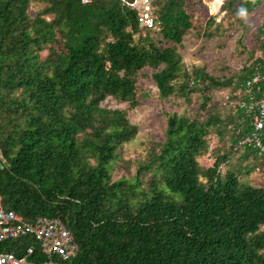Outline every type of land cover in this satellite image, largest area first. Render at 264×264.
Instances as JSON below:
<instances>
[{"label":"trees","instance_id":"obj_1","mask_svg":"<svg viewBox=\"0 0 264 264\" xmlns=\"http://www.w3.org/2000/svg\"><path fill=\"white\" fill-rule=\"evenodd\" d=\"M150 4L156 30L116 0H0V204L26 222L66 225L77 253L59 264H264V187L221 175L225 155L198 163L230 127L231 154L264 165L238 147L251 128L237 104L245 81L264 70V0H222L214 14L201 0ZM255 10L258 56L246 67L220 77L184 62L188 43L216 42L218 51L222 21L240 25ZM148 85L185 110L162 112V141L132 177L113 180L137 128L126 110L102 103L135 109ZM222 90L232 110L223 118L214 98ZM0 252L45 260L29 236L0 241Z\"/></svg>","mask_w":264,"mask_h":264},{"label":"rangeland","instance_id":"obj_2","mask_svg":"<svg viewBox=\"0 0 264 264\" xmlns=\"http://www.w3.org/2000/svg\"><path fill=\"white\" fill-rule=\"evenodd\" d=\"M208 8V13L214 14L217 11L215 0H201ZM219 2V0H217ZM32 15V12H30ZM220 17V16H219ZM45 18L51 19L47 15ZM259 11H252L246 15L242 24L233 23L232 18L222 21V28L226 30L228 36L224 37L221 45L223 47L216 50V42H210L205 48L200 46L199 42L188 43L184 57V62L194 64L195 66H204L207 71H214L215 76L226 77L232 72L238 71L242 66L246 67L249 62L258 56L255 52L254 42L251 35L255 32L259 23ZM245 27V28H243ZM245 49V50H244ZM252 55V56H251ZM45 56V52L41 54ZM150 96L135 109H127L125 104H118L115 101L105 100L103 107L109 109H124L128 121L137 128L135 137L128 143L124 144L120 150L119 158L112 166V179L120 177L130 178L135 174L138 162L143 161L150 147L162 141L164 128V119L162 112L176 111L181 114L185 108L180 105L174 107L170 103L161 101L156 96L153 86L148 85ZM229 92V93H228ZM222 90L214 95L215 103L219 107L221 117L232 115L231 106L224 105L226 98L231 96L228 90ZM232 98V97H231ZM229 100V99H228ZM223 134L220 139L212 138L208 142V153L198 159L202 167H209L217 157L227 156V161L221 165L220 174L226 171H234L238 175V180L252 187H264V165L255 159L253 154L249 153L246 158L242 151L232 153L231 147V128H222ZM235 152V151H234ZM249 171L246 173V171ZM239 173H246L240 175Z\"/></svg>","mask_w":264,"mask_h":264},{"label":"built area","instance_id":"obj_3","mask_svg":"<svg viewBox=\"0 0 264 264\" xmlns=\"http://www.w3.org/2000/svg\"><path fill=\"white\" fill-rule=\"evenodd\" d=\"M82 4L91 0H79ZM136 12V19L141 27L156 30L152 17L150 0H116ZM222 0H219V5ZM261 39H264V31ZM264 49V47H263ZM264 64V60L262 62ZM242 93L244 100L238 106L245 109L250 116V131L240 140L238 147L251 148L257 157L264 158V70H257L245 81ZM29 236L36 242L39 252L44 256L43 262L28 261L10 252H0V264H59L73 258L77 246L66 225L55 218L39 217L32 222L24 221L11 210H4L0 204V241ZM26 256L32 254L27 248Z\"/></svg>","mask_w":264,"mask_h":264}]
</instances>
